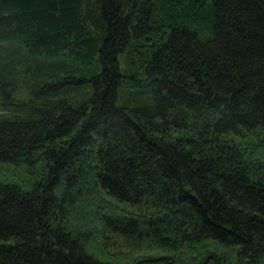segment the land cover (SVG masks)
<instances>
[{
    "label": "trees",
    "instance_id": "16d2710c",
    "mask_svg": "<svg viewBox=\"0 0 264 264\" xmlns=\"http://www.w3.org/2000/svg\"><path fill=\"white\" fill-rule=\"evenodd\" d=\"M0 163V264H264V0H0Z\"/></svg>",
    "mask_w": 264,
    "mask_h": 264
},
{
    "label": "rangeland",
    "instance_id": "374dc122",
    "mask_svg": "<svg viewBox=\"0 0 264 264\" xmlns=\"http://www.w3.org/2000/svg\"><path fill=\"white\" fill-rule=\"evenodd\" d=\"M23 96V92L18 91L15 95L17 97ZM31 174L30 171L23 165H10L5 163H0V182L4 180H8L5 182L16 181L21 185L29 186L31 182ZM102 202L101 204H99ZM94 204L98 203L99 206L103 208H109L112 211L121 209H131V207H127V205H121L117 201L108 198L107 196L103 195L102 197H96L93 201ZM83 206V205H82ZM94 206V205H93ZM87 207L83 208L86 209ZM97 207L86 209V213H80L79 210L76 212L77 218L72 220L73 223H77V225L81 222L89 221V217L92 214V211L95 210ZM81 210L84 211V210ZM106 209H98L101 211H105ZM108 238L103 239L106 240V244L100 239L98 236L94 238V241H91L89 247L91 250L95 251L97 254L101 255L103 259L109 261H117L124 264H131L132 262L139 263L142 259L153 257V256H160L165 254V250L160 249L157 244L153 243H131L127 241L120 240L114 236H107ZM212 243L208 242L202 245V250H212ZM204 246V247H203ZM191 249L186 251V254H183V257L194 255V252L190 251ZM197 251H200V247H196Z\"/></svg>",
    "mask_w": 264,
    "mask_h": 264
}]
</instances>
